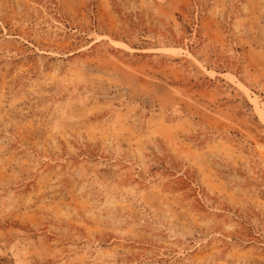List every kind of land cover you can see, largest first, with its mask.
<instances>
[{"label":"rangeland","instance_id":"1","mask_svg":"<svg viewBox=\"0 0 264 264\" xmlns=\"http://www.w3.org/2000/svg\"><path fill=\"white\" fill-rule=\"evenodd\" d=\"M0 264H264V0H0Z\"/></svg>","mask_w":264,"mask_h":264}]
</instances>
